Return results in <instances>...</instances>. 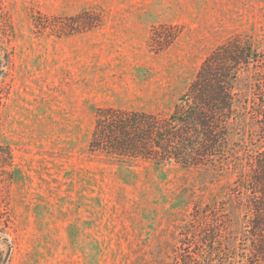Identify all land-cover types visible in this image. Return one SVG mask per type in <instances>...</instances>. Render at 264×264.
<instances>
[{
  "label": "rangeland",
  "instance_id": "rangeland-1",
  "mask_svg": "<svg viewBox=\"0 0 264 264\" xmlns=\"http://www.w3.org/2000/svg\"><path fill=\"white\" fill-rule=\"evenodd\" d=\"M235 39L264 51V0H0L9 264H175L184 251L202 264H249L247 195L257 194L244 155L258 137L234 133L238 158L223 166L90 150L110 109L170 115ZM250 68L235 82L242 104L254 99ZM211 232L214 246H195Z\"/></svg>",
  "mask_w": 264,
  "mask_h": 264
},
{
  "label": "trees",
  "instance_id": "trees-1",
  "mask_svg": "<svg viewBox=\"0 0 264 264\" xmlns=\"http://www.w3.org/2000/svg\"><path fill=\"white\" fill-rule=\"evenodd\" d=\"M253 64L257 68L252 77L254 99L242 104L235 82L240 70H251ZM234 133L247 137L252 145L258 137V149L244 155L251 172L247 184L255 186L257 194L247 195L245 237L250 242L249 264H264V51L257 52L239 39L219 47L168 116L108 110L97 121L90 150L118 158L174 161L185 167L223 166L238 158V150L230 144ZM217 238V233H205L195 246L210 248ZM11 250V246L6 252L0 249V264H9ZM187 253H180L175 264H202ZM198 254L202 255L199 248Z\"/></svg>",
  "mask_w": 264,
  "mask_h": 264
}]
</instances>
